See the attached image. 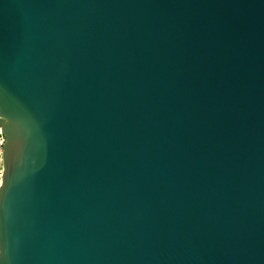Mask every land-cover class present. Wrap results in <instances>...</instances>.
<instances>
[{
    "label": "water",
    "instance_id": "95a60500",
    "mask_svg": "<svg viewBox=\"0 0 264 264\" xmlns=\"http://www.w3.org/2000/svg\"><path fill=\"white\" fill-rule=\"evenodd\" d=\"M0 264H264V0H0Z\"/></svg>",
    "mask_w": 264,
    "mask_h": 264
},
{
    "label": "built area",
    "instance_id": "2783aa9c",
    "mask_svg": "<svg viewBox=\"0 0 264 264\" xmlns=\"http://www.w3.org/2000/svg\"><path fill=\"white\" fill-rule=\"evenodd\" d=\"M5 143V137L3 135V131L2 129L0 128V181H1V174H2V146L3 144Z\"/></svg>",
    "mask_w": 264,
    "mask_h": 264
}]
</instances>
